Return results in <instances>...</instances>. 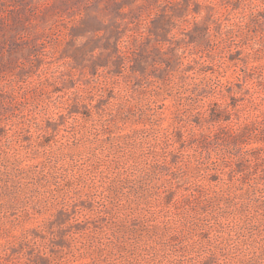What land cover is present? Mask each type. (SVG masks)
Masks as SVG:
<instances>
[{
  "label": "rangeland",
  "instance_id": "1",
  "mask_svg": "<svg viewBox=\"0 0 264 264\" xmlns=\"http://www.w3.org/2000/svg\"><path fill=\"white\" fill-rule=\"evenodd\" d=\"M0 264H264V0H0Z\"/></svg>",
  "mask_w": 264,
  "mask_h": 264
},
{
  "label": "trees",
  "instance_id": "2",
  "mask_svg": "<svg viewBox=\"0 0 264 264\" xmlns=\"http://www.w3.org/2000/svg\"><path fill=\"white\" fill-rule=\"evenodd\" d=\"M217 118V120L219 119V117L218 116H216ZM220 117H222L221 115H220ZM250 135H251V133H249V129L248 128H244V129H242V131H241V133H239L238 135H236V136H232V138L234 139V143L235 144H238L237 143V141H239V142H241V143H246V142H248V140H247V137H250Z\"/></svg>",
  "mask_w": 264,
  "mask_h": 264
}]
</instances>
